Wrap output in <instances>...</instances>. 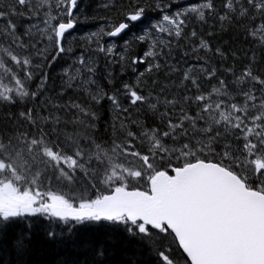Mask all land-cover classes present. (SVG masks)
<instances>
[{
	"label": "snow or ice",
	"instance_id": "1",
	"mask_svg": "<svg viewBox=\"0 0 264 264\" xmlns=\"http://www.w3.org/2000/svg\"><path fill=\"white\" fill-rule=\"evenodd\" d=\"M87 7L0 0V264H264V0Z\"/></svg>",
	"mask_w": 264,
	"mask_h": 264
},
{
	"label": "trees",
	"instance_id": "2",
	"mask_svg": "<svg viewBox=\"0 0 264 264\" xmlns=\"http://www.w3.org/2000/svg\"><path fill=\"white\" fill-rule=\"evenodd\" d=\"M87 3V15L89 16V20L87 22H81L78 24L77 27V34L80 33H85L88 30H97L98 27L104 23H106L105 20L99 19V17L103 16H111L113 19L116 18L114 12H109L101 7L99 5L103 2V0H85ZM117 4H119L120 0H115ZM126 2V0H125ZM183 3H192L195 2V0H182ZM179 5H174V7H178ZM96 17V18H93ZM104 22V23H103ZM144 46H141L140 49L134 50L133 55H142L144 51ZM140 69H143V65L140 66ZM117 74H119V68H117ZM125 79L132 80L134 82V76L133 74L129 71L128 75L125 77ZM108 116L105 115L104 120L101 122V130H103L105 122L108 120ZM62 250H57V249H50L45 252H42L40 256L38 257L39 259L48 261L49 264H55V261L59 258H61L62 255Z\"/></svg>",
	"mask_w": 264,
	"mask_h": 264
},
{
	"label": "bare ground",
	"instance_id": "3",
	"mask_svg": "<svg viewBox=\"0 0 264 264\" xmlns=\"http://www.w3.org/2000/svg\"><path fill=\"white\" fill-rule=\"evenodd\" d=\"M186 1V0H185ZM104 23V22H103ZM89 31H93V30H88L87 32H89ZM128 75V74H127Z\"/></svg>",
	"mask_w": 264,
	"mask_h": 264
}]
</instances>
